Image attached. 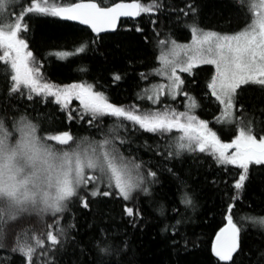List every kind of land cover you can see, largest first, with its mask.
I'll use <instances>...</instances> for the list:
<instances>
[{
	"label": "snow or ice",
	"instance_id": "snow-or-ice-1",
	"mask_svg": "<svg viewBox=\"0 0 264 264\" xmlns=\"http://www.w3.org/2000/svg\"><path fill=\"white\" fill-rule=\"evenodd\" d=\"M236 5L246 24L231 34L202 28L195 19L198 8L194 3L178 10L184 17H192V23L186 25L191 42L179 44L171 34L157 39L160 66L150 75L161 77L164 82L151 83L137 93L138 101L150 104L144 106L113 103L87 81L63 86L48 81L26 34L33 16H45L76 21L99 37L115 30L122 17L159 13L165 7L163 0H120L110 6H103L102 0H26V5H19V12L17 0H0V75L10 81L9 97L28 101L40 98L39 102L45 105L54 102L58 111H66L68 121L87 123L100 133L97 139L80 137L70 130L44 129L45 121L51 125L57 119L50 111L34 115L25 111L17 117L19 110L14 109L12 118L0 116V249L8 252L0 264H14V256L19 257V264H59L57 256L64 251L68 229L75 227L65 226L61 220L75 201L91 211L98 198L119 196L133 201V194L138 191L150 195L147 185L157 182V171L145 169L146 162L131 149L132 137L140 132L169 138L161 153L165 160L184 153H200L209 155L220 166L240 170L233 184L236 195L230 197L227 206L226 223L211 243L217 264H235V255L242 251L244 222L264 228V213L241 217L236 207L251 178L250 166L264 167V108L257 117L241 103L248 87L256 86L264 92V0H234L233 6ZM151 23L155 26L158 19ZM135 30L143 32L139 26ZM156 36L160 33L156 32ZM93 42L94 38L88 43L80 41L73 51L52 55L64 59L82 54ZM201 65L215 69L206 82L205 95L215 98L220 111L215 123L231 129L230 142L222 139L223 131L214 130L208 120L196 114L200 102L189 89L190 84H196L194 69ZM182 74L192 77V81ZM140 76L148 79L144 73ZM113 79L119 81L122 77L114 74ZM178 97L183 98V111L166 103L167 99L176 101ZM74 100L79 102L77 109L70 107ZM106 119L110 122L103 123ZM143 147L150 150L147 142ZM167 171L174 174L171 168ZM181 202L193 203L187 192L182 194ZM123 212L133 225L141 216L135 203L126 205ZM31 216L41 221L50 216L54 223L39 233L34 228L20 227ZM10 232L15 235L11 246L6 242ZM98 239L97 250L103 256L98 257L97 264H121L104 257L118 255L122 249L102 235ZM256 264H264V252Z\"/></svg>",
	"mask_w": 264,
	"mask_h": 264
},
{
	"label": "trees",
	"instance_id": "trees-1",
	"mask_svg": "<svg viewBox=\"0 0 264 264\" xmlns=\"http://www.w3.org/2000/svg\"><path fill=\"white\" fill-rule=\"evenodd\" d=\"M115 1L118 0H102V3L108 5ZM163 2L165 7L159 13L123 20L115 32L100 34L99 37L78 23L57 17L33 16L30 31L26 34L31 41L30 49L37 55L43 75L50 82L63 86L87 81L118 105L136 103L150 106L149 102L138 101L136 96L149 83L160 79L150 75L154 68L160 66L157 39H165L169 34L180 41L191 37L186 25L192 23V17H184L178 12L180 8L194 3L198 8L195 19L204 29L235 32L246 24L244 15L236 10L239 5L233 6L234 0ZM20 4L26 5V0H17V12L20 11ZM154 19H158L155 26L151 23ZM137 26L143 28V32H137ZM156 32L160 33L159 37ZM93 38L94 42L85 53L64 59L52 55L57 51H73L80 41L88 43ZM81 68L87 70L81 71ZM214 71L211 65L194 69L196 84H190L189 90L200 102L196 114L208 120L214 130L223 131L224 141H230L231 129L215 123V117L220 115L215 98L205 95L208 91L206 82ZM141 73L147 75L148 79H141ZM114 74H120L122 79L115 81ZM184 77L189 82L193 79L187 74ZM9 82L4 75H0V116L6 114L12 118L14 109L19 110L17 117L25 111L29 115L50 111L57 119L51 125L45 121L44 129L59 128L70 130L80 137L100 138V133L89 128L87 123L76 119L68 121L66 111H58L54 102L45 105L39 102L40 98L28 101L17 96L9 97ZM183 103L182 97L171 102L181 111L184 110ZM241 103L246 105L249 112L260 117L259 110L264 108V92L256 86L248 87L241 96ZM70 107L79 108V102L74 100ZM109 122L106 119L103 123ZM132 138L131 149L146 162L145 169L157 171V182L147 185L151 194L146 196L138 191L133 194V201H124L119 196L98 198L91 211L83 209L78 201L69 204L61 223L75 227L68 229L64 251L57 256L59 264H97L98 257L103 256L97 250L101 235L122 249L120 254L104 258L120 261L121 264H217L211 254V243L216 232L226 223L227 206L230 197L236 195L233 184L240 170L235 166H220L209 155L200 153H184L165 160L161 153L170 142L167 136L140 132ZM145 142L150 150L143 147ZM169 168L173 169L174 174L167 171ZM250 177L241 194V201L236 205L241 217L264 213V167L250 166ZM184 192L190 195L192 205L181 202ZM133 203L141 212L135 225L123 212L126 205ZM53 223L50 216L44 221L31 216L20 227L34 228L39 233L49 230L47 225ZM244 228L241 234L242 251L235 255V264H256L260 253L264 252V228L253 226L250 222H244ZM16 231H19V227ZM6 242L9 246L13 245L15 235L10 232ZM7 255L6 250L0 249V260ZM13 259L14 264H19L18 256Z\"/></svg>",
	"mask_w": 264,
	"mask_h": 264
},
{
	"label": "rangeland",
	"instance_id": "rangeland-1",
	"mask_svg": "<svg viewBox=\"0 0 264 264\" xmlns=\"http://www.w3.org/2000/svg\"><path fill=\"white\" fill-rule=\"evenodd\" d=\"M22 1V0H21ZM206 30H210V29H206ZM239 30H241V29H239ZM239 30H237V31H239ZM216 31V30H215ZM218 32H220V31H218ZM236 32V31H235ZM221 33H227V34H231V33H234V32H221ZM176 40V39H175ZM177 41V43H179V44H188V43H190L191 42V37H190V39L189 40H185V41H180V40H176ZM215 70V69H214ZM183 76H184V74H182ZM164 81L162 80V78L160 77V79H158V80H155V81H153V82H151V83H163ZM151 83H149L148 84V86H150V84ZM171 102H172V100H170V99H167L166 100V103H169V104H171ZM233 138V137H232Z\"/></svg>",
	"mask_w": 264,
	"mask_h": 264
},
{
	"label": "water",
	"instance_id": "water-1",
	"mask_svg": "<svg viewBox=\"0 0 264 264\" xmlns=\"http://www.w3.org/2000/svg\"><path fill=\"white\" fill-rule=\"evenodd\" d=\"M77 2H79V1H77ZM115 2H120V0L119 1H115ZM124 2H126V1H124ZM111 5V4H110ZM110 5H107V6H110ZM138 17H134V18H126V17H122L120 20H119V22H118V25H117V28L115 29V30H110V31H108V32H106V33H112V32H115L119 27H120V24H121V22H122V20L123 19H137ZM72 22H75V23H78V22H76V21H72ZM79 24V23H78ZM84 26V25H83ZM87 27V26H86ZM224 226V225H223ZM222 226V227H223ZM219 231V230H218ZM215 239V238H214Z\"/></svg>",
	"mask_w": 264,
	"mask_h": 264
},
{
	"label": "bare ground",
	"instance_id": "bare-ground-1",
	"mask_svg": "<svg viewBox=\"0 0 264 264\" xmlns=\"http://www.w3.org/2000/svg\"><path fill=\"white\" fill-rule=\"evenodd\" d=\"M126 2H130V1H126ZM72 22V21H71ZM75 23V22H74ZM86 27V26H85ZM101 34H105V33H101Z\"/></svg>",
	"mask_w": 264,
	"mask_h": 264
}]
</instances>
